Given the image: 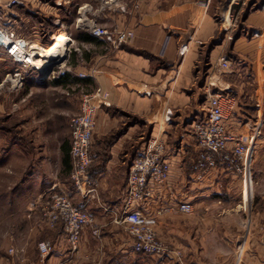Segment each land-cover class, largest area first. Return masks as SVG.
<instances>
[{"label": "crops", "instance_id": "crops-1", "mask_svg": "<svg viewBox=\"0 0 264 264\" xmlns=\"http://www.w3.org/2000/svg\"><path fill=\"white\" fill-rule=\"evenodd\" d=\"M8 1L0 0V9L10 18L21 21L16 9L24 7L25 17L38 14L39 27L48 15L73 14L76 34H68L74 46L59 70L46 75L24 69L0 49V264H264V186L258 188V209L252 186L259 160L264 163V12L258 0H119L102 6L96 0H21L22 6L9 7ZM99 13L109 30L131 32L120 46L91 34ZM34 26L21 34L32 47L40 41ZM57 36L64 35L52 40ZM15 71L21 81L13 78ZM97 90L107 94V104L97 109L96 134L115 128L124 112L150 125L132 148L126 176L150 137L165 143L169 177L139 209L156 216L170 260L134 252L132 237L118 223L125 209L121 149L138 123L111 144L103 169L89 171L94 195L82 198L72 187L69 119L79 111L81 94ZM214 93L233 98L224 128L245 138L248 155L242 175L215 168L197 178L190 168L197 152L191 124L205 118ZM258 173L264 175V168ZM61 190L94 216L98 229L95 236L86 227L75 252L60 225L50 229L42 221L43 202ZM183 201L192 204L191 213L174 211ZM226 207L233 214H225ZM42 238L51 241L52 251L40 260L36 241Z\"/></svg>", "mask_w": 264, "mask_h": 264}, {"label": "built area", "instance_id": "built-area-1", "mask_svg": "<svg viewBox=\"0 0 264 264\" xmlns=\"http://www.w3.org/2000/svg\"><path fill=\"white\" fill-rule=\"evenodd\" d=\"M20 0H10L7 6L21 4ZM260 10L264 12V0H258ZM90 32L94 37L120 45L124 35L131 32L109 30L91 24ZM0 48L11 55L16 63L26 68L30 65L22 61V56L30 53L31 45L21 37L17 21L10 18L0 9ZM52 64V63H51ZM31 66V65H30ZM222 67L228 70L230 64L223 60ZM37 74L40 70L34 68ZM15 80L21 81L20 72L13 73ZM107 94L99 90L81 94L79 111L70 117V182L75 192L82 198L94 193L96 180L90 178L88 169L92 163L90 155L92 136L95 128V116L101 105L107 104ZM233 98L227 94L214 93L208 99L206 116L191 124V133L196 141L197 152L190 162L193 174L200 178L212 169L220 168L224 171L241 174L244 160L248 155L245 138L234 136L226 132L224 120L230 113ZM168 113L165 120L169 121ZM232 144L229 146L228 143ZM165 143L159 138L150 137L144 149L133 156L129 163L126 183L123 216L118 223L133 239V250L136 253L172 259L169 246L159 240L156 232V216H148L139 209L154 194L156 186L162 185L169 177L170 164L164 156ZM174 211L189 214L193 206L189 202H179L173 207ZM43 223L50 229L60 225L71 251H77L82 232L86 227L92 228L93 235H98L94 223V216L85 209L77 207L67 191L51 193L41 206ZM264 239V223L261 227ZM52 251L49 241L38 243L40 260L46 258ZM180 259V253H175ZM98 264V263H96Z\"/></svg>", "mask_w": 264, "mask_h": 264}, {"label": "rangeland", "instance_id": "rangeland-1", "mask_svg": "<svg viewBox=\"0 0 264 264\" xmlns=\"http://www.w3.org/2000/svg\"><path fill=\"white\" fill-rule=\"evenodd\" d=\"M96 1H97V3L98 2L101 3V6H102V5H106V4H110V3L117 4L119 0H96ZM18 5L20 6L21 4H18ZM119 5H118V7L120 8L121 6H119ZM23 8L24 7H19L16 9L17 17L19 19H21V21L23 20L22 22H25V23H21V21L17 22V26L20 29V35L28 32V30L30 31L31 25H33V26L35 25L34 27H35L36 32L39 35V40H40L39 44L37 46H33V47L31 46V48L28 49V51H30V53H28L26 56L31 55V53L35 49H46V48H48V45H50V43H52V41H53L52 40L53 35H55L57 33L62 34L67 38L68 43L66 46L67 49H66V54H65L64 58H62V60L57 62V63H52V64H49L47 66V68L51 69L50 72L58 71L59 70L58 67L65 61V59L69 55L70 51L72 50V47L74 46V43L72 40H70V37L68 36V34H73V35L76 34L75 29H73V27H71L72 26L71 24L73 22V19L75 18V15L70 14L69 12H67L69 14L59 13L58 15H48L47 20L45 22V25L43 22L42 27H39L40 20H39L38 14L36 15L33 12L34 16L25 17L24 16L25 12H24ZM25 18L28 21H25ZM102 18H103V16L99 13L93 17L91 22L94 23L96 26L107 28L103 25ZM115 47H118V45L117 46L115 45ZM34 58H36V57H34ZM202 60H203V56H201V61ZM25 62H27V61H25ZM24 69L34 70L32 65L31 66L27 65V67ZM80 98H81V96H80ZM79 102H80V99H79ZM168 113L171 115L170 111H168L167 114ZM167 114H166V116H167ZM121 118H122V122H120L115 128H112L109 132L102 134V135H98L94 132V134L92 136V143H91V150H90V155L92 157V163L90 164V170H92V168H95V167L96 168L102 167V169H103L104 165L107 161V158L109 157V149L111 146L110 141H111L112 137L116 136V134L118 132L127 129V127L129 125H131L132 123H138L137 133L134 134L132 136V138L124 144L123 149H121V158H123V159L120 160V163L123 164V167H124L122 170L123 178H124V176H126L124 174V170H125L126 165L128 164V161L130 158L129 155L132 153L131 152L132 148L139 144V136L142 135L143 137L144 136L146 137V135H148L151 128H150V125L148 123H146L145 119H143L142 117H140L138 115H134L131 112H124L121 115ZM140 122H142V124H139ZM189 136H190L191 142L195 144L196 141H195L192 133H190ZM127 159H128V161H127ZM122 160H124V161L122 162ZM259 162L260 163L257 164L259 171H256V174L253 177L254 182L252 184V186H256V193H255L256 195H255V200H254V208L255 209L261 208L263 205V202L258 195V188H259V186H264V175L262 173H258V172L263 170L264 163H262L263 160H259ZM88 172H89V169H88ZM239 178L242 180L243 176H239ZM234 186H237V185L234 184ZM91 195H94V193ZM226 210H227V212H225V214H227V215H230L231 213L233 214L232 208L226 207ZM239 214H242V213H239ZM242 215H244V214H242ZM157 236H158L159 240H161L166 245H169L164 239H162L159 236L158 233H157ZM42 241H49L51 246H52V243L48 238L38 239L36 241L37 252H38V243H40ZM38 257H39V252H38ZM39 259H40V257H39Z\"/></svg>", "mask_w": 264, "mask_h": 264}, {"label": "bare ground", "instance_id": "bare-ground-1", "mask_svg": "<svg viewBox=\"0 0 264 264\" xmlns=\"http://www.w3.org/2000/svg\"><path fill=\"white\" fill-rule=\"evenodd\" d=\"M68 41L64 36H57L53 40V42L46 49H35L31 55L22 56V61L29 62L33 67L41 70L47 68V66L53 61V63H57L64 58L66 54V46ZM36 57V58H34Z\"/></svg>", "mask_w": 264, "mask_h": 264}, {"label": "trees", "instance_id": "trees-1", "mask_svg": "<svg viewBox=\"0 0 264 264\" xmlns=\"http://www.w3.org/2000/svg\"><path fill=\"white\" fill-rule=\"evenodd\" d=\"M123 131H120V132H118L117 134H116V136H114V137H112V139H111V141H110V143L112 144L114 141H115V139L122 133ZM93 169H95V170H100V169H102V167L101 168H93ZM89 171H90V167H89Z\"/></svg>", "mask_w": 264, "mask_h": 264}, {"label": "water", "instance_id": "water-1", "mask_svg": "<svg viewBox=\"0 0 264 264\" xmlns=\"http://www.w3.org/2000/svg\"><path fill=\"white\" fill-rule=\"evenodd\" d=\"M51 63H53V61H52ZM51 63H50V64H51ZM50 70H51L50 68H46V69L44 70V72H42V73L40 72V73L46 75V74H48V73L50 72Z\"/></svg>", "mask_w": 264, "mask_h": 264}]
</instances>
